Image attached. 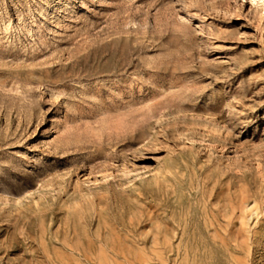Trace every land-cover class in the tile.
<instances>
[{
    "label": "rangeland",
    "instance_id": "374dc122",
    "mask_svg": "<svg viewBox=\"0 0 264 264\" xmlns=\"http://www.w3.org/2000/svg\"><path fill=\"white\" fill-rule=\"evenodd\" d=\"M0 264H264V0H0Z\"/></svg>",
    "mask_w": 264,
    "mask_h": 264
}]
</instances>
